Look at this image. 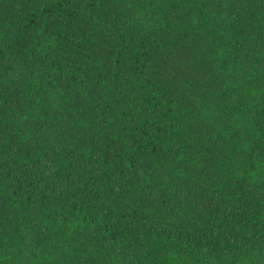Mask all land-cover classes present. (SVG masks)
Instances as JSON below:
<instances>
[{
  "label": "trees",
  "instance_id": "trees-1",
  "mask_svg": "<svg viewBox=\"0 0 264 264\" xmlns=\"http://www.w3.org/2000/svg\"><path fill=\"white\" fill-rule=\"evenodd\" d=\"M0 264H264V0H0Z\"/></svg>",
  "mask_w": 264,
  "mask_h": 264
}]
</instances>
